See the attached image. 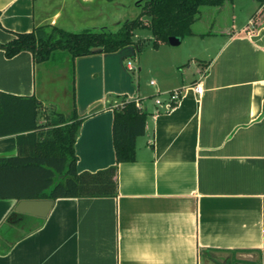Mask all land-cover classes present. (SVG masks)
I'll use <instances>...</instances> for the list:
<instances>
[{"label":"crops","instance_id":"obj_1","mask_svg":"<svg viewBox=\"0 0 264 264\" xmlns=\"http://www.w3.org/2000/svg\"><path fill=\"white\" fill-rule=\"evenodd\" d=\"M143 1L109 14L107 0H0V42L40 26L75 30L80 14L96 18L84 29L108 32ZM239 1L217 6L231 17L224 22L200 27L199 16L184 52L152 47L168 59L151 72L145 60L138 67L151 74L147 84L126 67L135 46L76 59L56 50L40 63L30 51L9 58L0 48L1 91L40 100V122L54 111L82 119L79 172L116 163L121 100L140 98L148 113L136 160L118 165L116 196L58 198L45 218L16 215L14 223L19 201L0 199V264H264V6L252 0L243 22ZM174 89L182 98L173 108L155 103ZM18 153L17 134L0 136V158Z\"/></svg>","mask_w":264,"mask_h":264},{"label":"trees","instance_id":"obj_2","mask_svg":"<svg viewBox=\"0 0 264 264\" xmlns=\"http://www.w3.org/2000/svg\"><path fill=\"white\" fill-rule=\"evenodd\" d=\"M233 0H144L140 13L115 32H72L58 26L35 27L15 33L0 48L7 57L30 51L36 63L47 61L56 50L74 59L96 53H115L129 46L140 49L135 32L148 29L152 45L169 43V37L193 35L202 6H222ZM264 6V0H255ZM1 25V23H0ZM42 102L34 96H16L0 90V136L17 134L19 153L0 158V199H53L116 196L117 170L122 162L136 160V140L146 132L147 111L134 99L114 108L113 144L116 163L96 172L77 169L75 142L82 119L54 111L40 122Z\"/></svg>","mask_w":264,"mask_h":264},{"label":"rangeland","instance_id":"obj_3","mask_svg":"<svg viewBox=\"0 0 264 264\" xmlns=\"http://www.w3.org/2000/svg\"><path fill=\"white\" fill-rule=\"evenodd\" d=\"M107 1H109L108 8H107V11H108L109 14H111L112 12L117 14L119 11H126V9L124 8V3L127 2L128 0H107ZM248 1H250L251 3H247ZM239 2L240 3H238V2L236 3V5H237V7H236L237 18H238L239 21H243L244 22V21H246L248 15L251 13V7L254 6V4L252 3L253 2L252 0H247V1H245V0L241 1L240 0ZM217 8L218 7H216V6H207V5L202 6L200 8V13H199V16H200L199 18L200 19H198V26L201 27L202 26L201 24L204 21L206 23H208L209 20L212 21V22H215L217 20L219 21V19H220V20H223L222 22H224L225 20H229L231 18L230 15L227 16V14H226V16H223L219 12L217 13L216 10H219ZM207 10L214 11L215 12L214 15L212 13L208 14ZM66 14L67 13H66V10H65L64 16H66ZM75 16H74V18H72V22H74L77 27L74 28L75 30H72L73 32H81V31H85V30L96 31V32L97 31H101L99 29L96 30V29H93V28L84 29L83 24L88 23L90 21L94 22V21H96V18H92V19L85 18V15L82 16L81 14L76 16V17ZM82 20H83V22H82ZM205 22H204V24H205ZM122 24L123 23H121V24H119L118 26H115V27L112 26L113 28H111V30L109 28L108 32L117 31L122 26ZM204 26H203V29H204ZM134 39L139 43L140 49H136L135 56L126 58L125 62L127 63L128 60H131L133 62V64L136 66L137 69L134 70V71H130L129 73L132 76H135L136 80L138 79V75L140 73L142 83L147 84L150 81V78L152 77L151 74L150 73H146V72H149V71L145 70L146 68H144L142 73L139 72L138 67L140 65L144 64V60H145V62H147V64L150 65V69L149 70L151 72V68H152L151 66H155V64L160 65L159 63L162 64L168 59L167 58V54L164 53V52L161 53L160 51H156L155 49H153L154 48L153 45H152L153 36H152L151 31L148 30V29H139V30H137ZM185 42L186 41H184L182 44H178V45H167L168 46L167 48H169L170 50H176L177 52H182L186 48V43ZM141 54H143L142 58H144V59H142V62L140 61ZM184 67H186V66H184ZM177 70H178V68H177ZM227 262H229V260H227Z\"/></svg>","mask_w":264,"mask_h":264},{"label":"water","instance_id":"obj_4","mask_svg":"<svg viewBox=\"0 0 264 264\" xmlns=\"http://www.w3.org/2000/svg\"><path fill=\"white\" fill-rule=\"evenodd\" d=\"M181 38L170 36L169 43L171 45H178L181 42ZM54 204L53 199H24L20 200L15 207L14 215L9 219L14 223V216H35L38 218H45Z\"/></svg>","mask_w":264,"mask_h":264},{"label":"built area","instance_id":"obj_5","mask_svg":"<svg viewBox=\"0 0 264 264\" xmlns=\"http://www.w3.org/2000/svg\"><path fill=\"white\" fill-rule=\"evenodd\" d=\"M126 67L130 71H134L137 69L131 60L127 61ZM151 84H155V81L151 80ZM194 89L198 94H202L204 91L203 85L200 82L194 84ZM181 98L182 90L174 89L165 93L157 94L155 103L159 106L164 107L166 110H169L173 108L181 100ZM134 100L136 101V105L138 107L145 109V106L143 105L142 100L140 98H134Z\"/></svg>","mask_w":264,"mask_h":264}]
</instances>
